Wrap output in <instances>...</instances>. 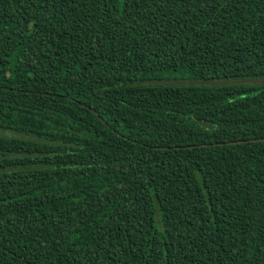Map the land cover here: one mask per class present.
I'll use <instances>...</instances> for the list:
<instances>
[{
    "label": "trees",
    "instance_id": "trees-1",
    "mask_svg": "<svg viewBox=\"0 0 264 264\" xmlns=\"http://www.w3.org/2000/svg\"><path fill=\"white\" fill-rule=\"evenodd\" d=\"M264 0H0V264H264Z\"/></svg>",
    "mask_w": 264,
    "mask_h": 264
},
{
    "label": "rangeland",
    "instance_id": "rangeland-1",
    "mask_svg": "<svg viewBox=\"0 0 264 264\" xmlns=\"http://www.w3.org/2000/svg\"><path fill=\"white\" fill-rule=\"evenodd\" d=\"M162 76L164 77L163 79L172 76V79L169 80H161L160 82L162 83H207V84H234V83H251V84H260V83H264V77L262 78H256V79H246V80H236V79H228V80H220V81H201V80H195V79H189V78H185V77H181L175 73H169V74H162ZM7 132H4L2 130H0V134H6Z\"/></svg>",
    "mask_w": 264,
    "mask_h": 264
}]
</instances>
